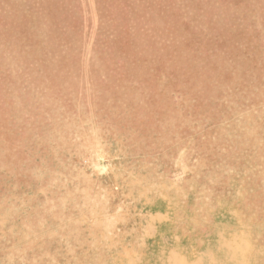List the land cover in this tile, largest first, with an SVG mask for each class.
Returning <instances> with one entry per match:
<instances>
[{"label": "rangeland", "instance_id": "374dc122", "mask_svg": "<svg viewBox=\"0 0 264 264\" xmlns=\"http://www.w3.org/2000/svg\"><path fill=\"white\" fill-rule=\"evenodd\" d=\"M0 264H264V0H0Z\"/></svg>", "mask_w": 264, "mask_h": 264}]
</instances>
